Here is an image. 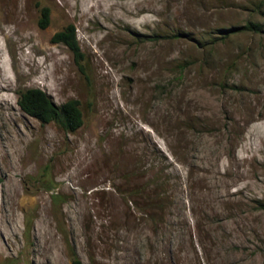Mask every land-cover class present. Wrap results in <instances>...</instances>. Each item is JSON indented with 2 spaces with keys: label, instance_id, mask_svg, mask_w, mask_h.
Listing matches in <instances>:
<instances>
[{
  "label": "rangeland",
  "instance_id": "1",
  "mask_svg": "<svg viewBox=\"0 0 264 264\" xmlns=\"http://www.w3.org/2000/svg\"><path fill=\"white\" fill-rule=\"evenodd\" d=\"M36 88L83 126L24 113ZM73 253L264 264V0H0V264Z\"/></svg>",
  "mask_w": 264,
  "mask_h": 264
},
{
  "label": "trees",
  "instance_id": "2",
  "mask_svg": "<svg viewBox=\"0 0 264 264\" xmlns=\"http://www.w3.org/2000/svg\"><path fill=\"white\" fill-rule=\"evenodd\" d=\"M261 7H263V3ZM261 7L256 8V10L261 12ZM50 16V8L44 7L42 10V18L40 19V26L42 28H46L49 25ZM262 29L263 25L249 21L243 26L222 29L219 33L222 34L223 39H227L242 32H262ZM52 41L55 44L66 45L75 55L76 62L80 63L84 58L74 25H69L62 31L54 34ZM18 105L24 113L37 119L42 124L53 122L66 132L74 133L84 124L83 112L78 100L71 99L62 105H57L41 89H29L22 92L18 100ZM73 264H82L76 253H73Z\"/></svg>",
  "mask_w": 264,
  "mask_h": 264
}]
</instances>
